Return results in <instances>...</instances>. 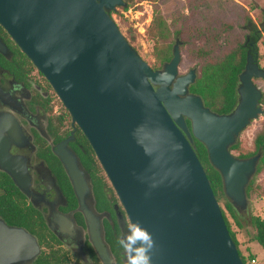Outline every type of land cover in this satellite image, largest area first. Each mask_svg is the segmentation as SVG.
Returning a JSON list of instances; mask_svg holds the SVG:
<instances>
[{
    "label": "water",
    "instance_id": "95a60500",
    "mask_svg": "<svg viewBox=\"0 0 264 264\" xmlns=\"http://www.w3.org/2000/svg\"><path fill=\"white\" fill-rule=\"evenodd\" d=\"M130 2L0 0V25L87 137L129 220L151 232L152 264H245L193 142L205 144L226 197L250 221L248 187L263 152L239 157L232 147L264 113L263 91L254 80L264 79V68L249 53L236 107L218 113L191 91L197 67L180 72L181 39L171 60L153 68L126 38L111 12ZM7 50L0 38V52ZM6 118L0 114V164L25 190L9 154ZM70 139L57 153L83 197L90 188L66 150ZM89 226L103 263L113 264L99 223L90 218ZM40 251L32 233L0 218V264H27Z\"/></svg>",
    "mask_w": 264,
    "mask_h": 264
},
{
    "label": "flooded vegetation",
    "instance_id": "af4514ba",
    "mask_svg": "<svg viewBox=\"0 0 264 264\" xmlns=\"http://www.w3.org/2000/svg\"><path fill=\"white\" fill-rule=\"evenodd\" d=\"M0 38L8 47L1 56L12 61L0 60V114L7 117L9 154L25 188L0 164V218L37 238L40 254L27 264H104L93 242L90 218L99 223V236L113 264H127L118 239L130 220L112 186L107 187L104 204L97 199L89 162L100 163L91 144L80 138L81 129L64 105L55 104L58 95L45 76L27 61H14V55L20 57L18 50ZM70 137L66 150L76 158L90 188L83 197L57 153Z\"/></svg>",
    "mask_w": 264,
    "mask_h": 264
},
{
    "label": "trees",
    "instance_id": "16d2710c",
    "mask_svg": "<svg viewBox=\"0 0 264 264\" xmlns=\"http://www.w3.org/2000/svg\"><path fill=\"white\" fill-rule=\"evenodd\" d=\"M256 8L260 7L252 4L250 6V10L243 8V15L240 21V27L242 29L241 35L231 32V26L227 25V27L223 28L224 32H222V43L216 41V45L207 48L203 47L198 51L202 61L199 67H197L198 77L196 82L191 86V91L201 95L206 105L218 113H230L236 107L238 103V86L240 83L239 77L246 68L248 54H253L259 63V58L261 57L260 47L261 44H264V7L261 8V13L257 19H254L251 12ZM113 13L114 12H111V15ZM186 29L189 31L188 28ZM147 32H150L154 42L159 44L155 53L160 61V66L155 68H161L165 62L171 60L173 55V46L178 38L182 41L181 48L185 45V40L180 36V30L176 31L178 34H175V38L171 42V24L169 22V18L159 10L155 11L153 21L147 29ZM0 35L3 36L4 40L9 43V47L11 49L15 48L18 50L20 57L17 59V56L14 55V61H27L33 65L31 60L23 52H21L16 44L10 39L9 34L1 25ZM0 60L2 62H12L5 57H2L1 54ZM261 105L264 106V93L261 99ZM187 123L189 128L192 129L191 121L189 119H187ZM79 136L80 138H83L85 142H88L87 137L81 131H79ZM239 142L232 147V151L240 148ZM254 144V151L246 154L240 153L237 156L250 157L261 150L263 155L256 174L259 175L264 169V128L256 132L254 136ZM193 145L199 159L206 169L215 195L217 196L219 202L224 203V208L222 207L223 214L230 233L238 248L239 241L237 239L236 232H234L231 228L229 215L234 219L239 228H243L244 226L242 221L249 223L256 232L254 240L264 247V219L260 216L251 215V220L248 221L241 218L236 213L232 204L225 195L222 175L210 161L207 147L196 138H194ZM89 168L92 172L96 197L102 201V204H104L107 187H110L109 182L107 181L101 166L98 162L96 164L94 159H91L89 162ZM254 194L264 197V187L261 183L257 184L255 179L252 180L250 186L248 187L249 199H251ZM239 251L245 264H251L249 261L255 259L253 258L252 253L249 254L247 258V255L244 254L240 248Z\"/></svg>",
    "mask_w": 264,
    "mask_h": 264
},
{
    "label": "rangeland",
    "instance_id": "374dc122",
    "mask_svg": "<svg viewBox=\"0 0 264 264\" xmlns=\"http://www.w3.org/2000/svg\"><path fill=\"white\" fill-rule=\"evenodd\" d=\"M252 4L260 7L251 12L252 17L257 19L261 8L264 7V0H131L124 9L127 16L121 13V10H116L112 16L130 43L155 68L160 66V61L155 53L159 44L154 42L147 29L153 21L156 10L165 14L171 24V42L175 38V34H178L177 30L181 31L180 36L185 40V45L181 48L180 72L186 73L194 67H199L202 59L198 51L201 48L212 47L216 45V41L223 42L222 32L227 25L231 26V32L234 34H242L240 21L243 8L250 10ZM119 8L122 9V7ZM129 9L131 11H128ZM260 54L259 64L264 68V44H261ZM255 83L264 93V79H255ZM55 104L59 107L63 105L58 96L55 98ZM262 128H264V113L242 132L240 148L234 150L233 153L238 155L254 151V136ZM254 179L257 184L261 183L264 187V169ZM107 181L109 182L108 179ZM109 185L111 186L110 182ZM219 203L224 208V203ZM238 215L249 221L248 218ZM250 215L260 216L264 219V197L253 195L250 199ZM229 221L231 228L236 232L241 251L247 255V258L252 253L253 258L257 260L256 264H264V247L254 240L256 233L254 228L245 221H242L243 228H239L230 215ZM249 262L251 263V260Z\"/></svg>",
    "mask_w": 264,
    "mask_h": 264
},
{
    "label": "clouds",
    "instance_id": "9594fccd",
    "mask_svg": "<svg viewBox=\"0 0 264 264\" xmlns=\"http://www.w3.org/2000/svg\"><path fill=\"white\" fill-rule=\"evenodd\" d=\"M126 229L118 244L126 254L127 264H152L155 240L151 232L138 220L128 221Z\"/></svg>",
    "mask_w": 264,
    "mask_h": 264
},
{
    "label": "built area",
    "instance_id": "2783aa9c",
    "mask_svg": "<svg viewBox=\"0 0 264 264\" xmlns=\"http://www.w3.org/2000/svg\"><path fill=\"white\" fill-rule=\"evenodd\" d=\"M124 9H126V7H122V9L119 8L117 10H121V13H123L125 16H127V12ZM128 11H131V10L129 9ZM251 263L252 264H256L257 263V260L256 259H252L251 260Z\"/></svg>",
    "mask_w": 264,
    "mask_h": 264
}]
</instances>
